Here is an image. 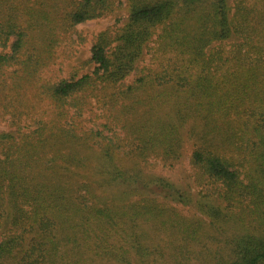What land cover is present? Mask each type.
I'll return each mask as SVG.
<instances>
[{
  "label": "trees",
  "instance_id": "1",
  "mask_svg": "<svg viewBox=\"0 0 264 264\" xmlns=\"http://www.w3.org/2000/svg\"><path fill=\"white\" fill-rule=\"evenodd\" d=\"M126 1L62 75L120 1L0 0V264H264V0ZM185 152L224 205L169 202Z\"/></svg>",
  "mask_w": 264,
  "mask_h": 264
},
{
  "label": "rangeland",
  "instance_id": "2",
  "mask_svg": "<svg viewBox=\"0 0 264 264\" xmlns=\"http://www.w3.org/2000/svg\"><path fill=\"white\" fill-rule=\"evenodd\" d=\"M120 6H118L111 13L96 18L92 20L85 21L76 26L77 31L72 34V38L77 39L75 43L69 44L67 40L66 52L68 53V57L61 53V57L59 58L63 62V72L62 75H66L73 67L80 64L82 61L88 59L90 57V47L92 44V40L95 35L102 31H107L111 35L116 34V32L124 26L127 22L129 8L126 0H119ZM78 33H82L83 38L78 40ZM155 46V42L151 41L148 44V47L145 48L143 54V61H149L153 48ZM61 50V48H58ZM1 50V47H0ZM141 63V61H140ZM93 68V64H88L85 69L81 71L90 72ZM132 77L128 78L131 80ZM13 127L9 126V123L5 119H0V131L2 130H12ZM150 171L154 174H158L169 178L176 185H178L181 189L189 192L192 201L185 202H177V201H169L170 203L178 206L179 209L184 211V213H191L200 210L199 202L205 204H216V205H224L225 202L219 195L215 192L214 188L208 192L205 185H201L194 180V172L189 162V154L184 153L182 158L179 159L172 165H167L161 163L159 160L151 158L149 161ZM214 190V191H213ZM157 196H161L155 194ZM171 200V199H168ZM246 225H253L255 223L254 220L246 218ZM248 226H246L247 228ZM224 240V239H223ZM201 246V244H199Z\"/></svg>",
  "mask_w": 264,
  "mask_h": 264
}]
</instances>
